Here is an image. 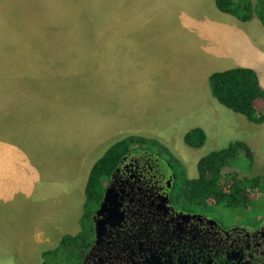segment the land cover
I'll list each match as a JSON object with an SVG mask.
<instances>
[{
	"label": "crops",
	"instance_id": "crops-1",
	"mask_svg": "<svg viewBox=\"0 0 264 264\" xmlns=\"http://www.w3.org/2000/svg\"><path fill=\"white\" fill-rule=\"evenodd\" d=\"M255 29L264 35L259 18L243 20L215 0H104V67L90 75L93 92L64 88L63 68L29 76L28 91L0 92V264H41L62 237L81 232L97 148L163 137L144 124V98L152 106L197 98L192 128L203 144L245 142L242 131L256 122L219 103L208 77L235 67L257 77Z\"/></svg>",
	"mask_w": 264,
	"mask_h": 264
},
{
	"label": "rangeland",
	"instance_id": "rangeland-1",
	"mask_svg": "<svg viewBox=\"0 0 264 264\" xmlns=\"http://www.w3.org/2000/svg\"><path fill=\"white\" fill-rule=\"evenodd\" d=\"M248 1L251 15L258 20L256 0ZM237 13L246 12L241 10ZM260 13L264 17V12ZM103 25L104 0H0V92L13 89L28 91L25 79L46 74L51 68H63L60 75L71 79L64 88L78 93L93 92L91 76L100 75L94 66L104 67ZM255 37L253 61L258 63L264 58V35L255 29ZM260 68L257 77L264 86V63ZM43 88L58 89L54 85ZM172 98H169L172 100L170 106H166L163 99H157L153 106L151 98L143 99L145 107H148L144 124L162 130L160 135L163 137L148 139L144 143L132 140L129 148L159 153L169 160L178 177L188 180L196 177L197 161L202 156L226 147L229 142L219 146L213 145L209 139L198 148L185 144V132L198 123L199 115L194 108L198 106L199 99ZM254 107L257 116L264 114L261 99L255 101ZM221 131L222 128L219 133ZM242 135L248 152L240 147L234 155L227 157L216 183L224 191L237 185L240 201L246 202L264 191V118L256 124L251 122L249 130H243ZM152 142L157 144L152 145ZM109 147L107 144L98 147L95 157L99 158ZM255 177L257 183L253 181ZM207 201L211 198L208 197ZM84 245L82 241L77 243V248L61 251L57 260L49 256L46 264L50 260L58 264H77Z\"/></svg>",
	"mask_w": 264,
	"mask_h": 264
},
{
	"label": "flooded vegetation",
	"instance_id": "flooded-vegetation-1",
	"mask_svg": "<svg viewBox=\"0 0 264 264\" xmlns=\"http://www.w3.org/2000/svg\"><path fill=\"white\" fill-rule=\"evenodd\" d=\"M172 169L151 150L121 155L102 180L77 264H264V191L246 202L196 201Z\"/></svg>",
	"mask_w": 264,
	"mask_h": 264
},
{
	"label": "trees",
	"instance_id": "trees-1",
	"mask_svg": "<svg viewBox=\"0 0 264 264\" xmlns=\"http://www.w3.org/2000/svg\"><path fill=\"white\" fill-rule=\"evenodd\" d=\"M259 12L258 18L263 22L264 0H256ZM217 7L225 12L239 15L241 19H248L251 16V5L247 0H215ZM245 11L239 14L237 11ZM209 87L213 97L224 106L234 112L243 114L253 122H259L264 118V114L257 116L254 103L261 99L264 104V89L259 84L256 75L249 68L235 67L223 71L213 72L208 77ZM132 140L144 143L148 140L145 137L129 136L111 145L92 165L84 188L87 211L82 219V230L76 235H66L61 238L56 248L48 250L42 254L41 264H46L47 257L57 260L61 251L77 248V243L84 241L86 246L91 236L90 214L96 206L102 192V180L108 175L115 165L117 159L129 149ZM183 141L190 147L198 148L203 144L204 133L200 128L189 129L183 136ZM243 147L248 152L244 142L233 140L226 147L212 150L202 156L197 161V175L194 178L184 181L185 193L192 197V200L202 201L209 197L215 202L232 204L240 202L238 197L239 189L237 185L231 186L227 191L221 190L217 186V179L221 174V168L225 164L227 157L232 156ZM257 183L256 177L253 178ZM58 264L50 260L48 264Z\"/></svg>",
	"mask_w": 264,
	"mask_h": 264
},
{
	"label": "water",
	"instance_id": "water-1",
	"mask_svg": "<svg viewBox=\"0 0 264 264\" xmlns=\"http://www.w3.org/2000/svg\"><path fill=\"white\" fill-rule=\"evenodd\" d=\"M106 197H107V190L105 191V196H104V199H103L104 201L100 204L99 208L96 210V213H99L102 210L103 205H104L105 200H106ZM96 227H95V229H96Z\"/></svg>",
	"mask_w": 264,
	"mask_h": 264
}]
</instances>
